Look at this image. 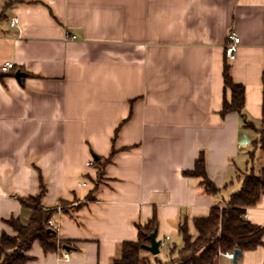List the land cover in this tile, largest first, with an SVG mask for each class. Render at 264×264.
I'll list each match as a JSON object with an SVG mask.
<instances>
[{
  "label": "crops",
  "instance_id": "1",
  "mask_svg": "<svg viewBox=\"0 0 264 264\" xmlns=\"http://www.w3.org/2000/svg\"><path fill=\"white\" fill-rule=\"evenodd\" d=\"M2 11L0 66L15 68L0 69V235L15 233L5 219L29 223L20 197L43 180L67 243L45 252L35 241L26 264H111L154 216L169 253L182 222L195 230L240 188L252 151L264 163L260 132L221 112L227 61L262 123L264 0H0ZM201 152L216 195L185 174ZM244 217L264 226V197ZM216 264H264V243Z\"/></svg>",
  "mask_w": 264,
  "mask_h": 264
},
{
  "label": "trees",
  "instance_id": "2",
  "mask_svg": "<svg viewBox=\"0 0 264 264\" xmlns=\"http://www.w3.org/2000/svg\"><path fill=\"white\" fill-rule=\"evenodd\" d=\"M20 0H15L19 2ZM23 1V0H21ZM14 1H8L7 5ZM5 17L0 12V19ZM224 87L222 114L237 111L245 128H254L260 132L256 142L264 144V104L263 119L260 127H256L245 110V87L236 83L230 72V64L224 63ZM230 90L228 97L227 91ZM254 151L251 152L252 165L243 172L241 186L233 191L226 204L222 207L214 206L206 217L194 218L192 229L188 220L180 224L183 245L178 248L172 246L167 261L156 259L155 264H216L223 252L253 250L261 246L264 241V226L247 220L244 215L249 206L257 205L264 197V163L255 168ZM199 181V189L203 193L216 195L220 188L209 178L206 171V160L203 152L196 160L195 168L185 171ZM40 191L36 195L20 197L23 205L33 210L29 223L22 222L18 217H10L4 221L12 227L14 234L4 231L0 235V264H26L30 256L28 250L35 241H39L45 252L56 251L67 245L59 239L55 228L48 223L56 208L45 207L42 197L45 193V183L41 180ZM63 208H66L64 205ZM158 227L154 216L147 222L138 225V239L125 241L120 245L118 256L111 264H154L153 259L146 255V245L150 244L149 235ZM157 255V254H154Z\"/></svg>",
  "mask_w": 264,
  "mask_h": 264
},
{
  "label": "built area",
  "instance_id": "3",
  "mask_svg": "<svg viewBox=\"0 0 264 264\" xmlns=\"http://www.w3.org/2000/svg\"><path fill=\"white\" fill-rule=\"evenodd\" d=\"M17 24H18V18L15 17L11 20V25L14 26ZM239 44H240V37L238 36V34L235 31H232L228 36V43L226 45V55L229 59H233L236 57V55L238 53ZM14 68H15V64L11 60H6L0 66V69L3 72H9ZM89 163H91V162H89ZM48 223L51 227L55 228L56 230L58 229V225L54 222V220L52 218L49 219ZM164 242L165 241H161V247L165 245ZM222 254H223V256L225 255L226 257H228L230 259L234 258V251L233 250L223 252Z\"/></svg>",
  "mask_w": 264,
  "mask_h": 264
},
{
  "label": "water",
  "instance_id": "4",
  "mask_svg": "<svg viewBox=\"0 0 264 264\" xmlns=\"http://www.w3.org/2000/svg\"><path fill=\"white\" fill-rule=\"evenodd\" d=\"M150 244L146 245L148 251L152 254H158L161 250V240L157 238V228L149 235ZM243 254V251L240 248H235L234 250V262H237L238 257Z\"/></svg>",
  "mask_w": 264,
  "mask_h": 264
},
{
  "label": "rangeland",
  "instance_id": "5",
  "mask_svg": "<svg viewBox=\"0 0 264 264\" xmlns=\"http://www.w3.org/2000/svg\"><path fill=\"white\" fill-rule=\"evenodd\" d=\"M248 154V153H247ZM237 183V182H236ZM148 256L153 258V263H156V259L162 260V261H167L169 258V253L166 248H162L160 252L157 255H153L150 251L145 252ZM153 256V257H152Z\"/></svg>",
  "mask_w": 264,
  "mask_h": 264
}]
</instances>
